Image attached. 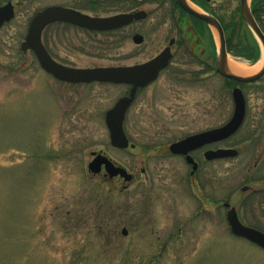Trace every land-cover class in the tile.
Returning a JSON list of instances; mask_svg holds the SVG:
<instances>
[{
  "label": "rangeland",
  "instance_id": "rangeland-1",
  "mask_svg": "<svg viewBox=\"0 0 264 264\" xmlns=\"http://www.w3.org/2000/svg\"><path fill=\"white\" fill-rule=\"evenodd\" d=\"M222 1L214 10L225 26L234 19L239 23L240 0ZM37 5L28 4L26 10L32 15L34 7H45ZM147 8L153 13L133 29L89 36L84 55L83 46L76 47L80 54L72 55V66L132 65L156 54L151 43L135 48L125 36L134 30L148 35L154 45L157 37L163 41L176 34L181 15L172 1ZM115 11L105 5L101 12ZM28 25L29 20L13 21L0 31V264H264L262 249L232 235L222 204L235 206L244 224L264 228V79L242 85L246 122L221 145L240 154L217 161L216 186L210 188L206 181L205 191L217 201L211 215L209 204L205 211L188 196L189 188L171 170L182 168V161L165 160L166 149L226 123L233 114L236 84L227 85L219 75H201L183 94L162 76L153 91L159 94L150 100L140 97L127 113L125 130L136 148L117 149L105 114L127 96L128 87L55 80L32 54L21 51ZM181 25L189 29L193 24L183 19ZM194 30L188 40L197 46L194 58L182 50L175 62L191 63L183 67L198 71L201 62L214 63L220 38L213 27ZM242 30L246 27L240 34ZM132 52L137 55L130 59ZM262 53L255 63L231 53L228 61L249 68L260 62L254 74L264 65ZM95 152H103L139 181L123 190L126 184L120 179L93 175L88 165ZM142 169L145 175H140ZM246 185L251 190L244 193ZM252 190L258 192L252 195Z\"/></svg>",
  "mask_w": 264,
  "mask_h": 264
},
{
  "label": "water",
  "instance_id": "water-1",
  "mask_svg": "<svg viewBox=\"0 0 264 264\" xmlns=\"http://www.w3.org/2000/svg\"><path fill=\"white\" fill-rule=\"evenodd\" d=\"M177 2L190 15L217 30L220 38L217 71L222 76L238 83H253L264 77V65L257 73L247 76L237 75L231 72L228 65L229 54L226 48L225 34L219 20L208 13L195 10L189 4L188 0H177ZM240 11L244 22L260 42L264 51V32L253 16L249 0H241ZM13 16L14 13L11 11L10 6L0 8V28L5 22H9ZM146 17V12L138 11L130 14L94 18L72 9L52 6L37 13L33 17L29 25L26 39L21 46L23 51L32 50L44 71L60 81L70 84H91L98 82L132 85L130 94L120 98L105 115V123L110 133L111 144L118 149L135 148L134 144H130V140L124 128L127 112L135 100L137 89L154 82L158 78L160 71L168 66L172 57L170 47L154 59L139 65L72 68L59 64L52 59L42 43V32L46 26L58 21L68 22L92 31H113L129 25L134 20L144 19ZM134 41L136 44H141L142 36L136 35ZM232 97L234 101V112L231 119L225 125L176 142L171 145V151L175 154H187L190 150L212 142H220L235 135L242 127L245 120L246 100L243 91L239 87L233 89ZM237 155L238 151L235 149H218L217 151H209L206 153L207 159L210 160L234 158ZM93 156L94 159L88 165L90 173L98 175L102 172L104 167L106 177L110 179L121 177L128 183L132 181L133 176L124 167L118 166L102 152L93 153ZM189 160H191L190 157ZM246 190L247 187L242 188V191ZM225 207L228 208L227 221L231 232L235 236L245 238L264 249V232L244 225L239 219L237 209L231 206L230 203H225ZM123 234L127 235L128 231L123 229Z\"/></svg>",
  "mask_w": 264,
  "mask_h": 264
},
{
  "label": "flooded vegetation",
  "instance_id": "flooded-vegetation-1",
  "mask_svg": "<svg viewBox=\"0 0 264 264\" xmlns=\"http://www.w3.org/2000/svg\"><path fill=\"white\" fill-rule=\"evenodd\" d=\"M57 1L58 0H0V8L4 7V6H10L11 11L14 13L12 20L10 22L5 23L2 26V28L0 29V31L4 27H6L10 23H12L13 21L29 20V23H30L32 18L37 13H39V12L49 8V7H52V6H61L64 8L72 9V10L78 11L82 14L94 17V18L107 17V16H112V15L130 14V13H135L138 11H144L147 13V17L145 19L134 20L132 23H130L129 25H127L123 28H120V29H117L114 31H108V32L91 31V30H88L86 28H83V27H80V26H77V25H74V24H71L68 22H63V21H58V22H54L52 24H49L42 32V43H43L44 47L46 48L47 52L49 53V55L52 57L53 60H55L59 64H62L64 66H68V67H72V68H85V67L72 66V63H70V62L72 60L71 59L72 55H79L80 53H82V55H84L85 46H87V40L89 39V36L119 33L121 31H123L124 29H128L131 27L133 29V27L136 24L145 21L153 13L154 10H149L147 8L148 6L165 5V4H169L170 1H172L176 10L178 11V14L181 15V17L176 20V26H175V28H176L175 33L176 34L175 35L173 34L170 37L163 39V41L157 37L156 41L154 40V45L149 40L148 35H145L143 33H139V32L134 31V30L131 33H129L128 36H125V39H126V40L124 39L125 42L128 43V41H130L131 43H133V46L135 48L142 47L143 45H145V43H147V44L151 43L152 44L151 47H156V49H158L156 54H154L153 56L148 58L146 61L134 63L131 66L143 64V63H146V62L154 59L155 57L160 55L164 50H166L168 47H170V52L172 54V57H171V60L168 64V66L160 71L158 78L154 82H152L151 84L137 89L135 100H134L133 104L131 105V107L134 105V103H136V101H138V99L140 97L145 96L147 99L150 100V99L154 98V96H157L159 94L158 91L157 92H153V91L156 90V88H155L156 85H158L161 77L164 75L165 76L167 75V79L170 82L174 83L173 86L177 87L180 91L183 92V94L185 92L190 91L191 89H193L195 87V85L200 81L201 75H205V77L206 76L219 75L221 78H223L226 81L227 85L231 86L232 84H236L235 86H233L232 91L235 87H239L242 90V85H245V84H239V83L235 82L234 80L228 79V78L222 76L217 71V55L215 56L216 58L214 59L213 64L205 62V61L201 62L200 65L204 69L202 67H200V69H198V71L188 70L187 68L183 67V66L188 67V65L190 67V66H192L191 63H188V64L183 63L182 64V63L175 62V59L178 57V53L182 50H184L186 52V54H189L194 58V56L197 52V48H196L197 46L195 47L194 45L193 46L189 45L188 40L195 35L194 29L197 26L201 25L200 23H198L199 20L197 18L190 15L188 12H186L178 4L177 0H59L60 2H57ZM190 2L194 6L200 8V9H203L205 12L213 14L218 19L219 18L223 19L221 16L217 15L215 10H214L215 7L217 6V4H223L222 0L221 1L220 0H190ZM32 3L33 4L37 3L38 4L37 6H40L44 3L45 7H41L36 11H35V7H34V13H32V15H31L30 14L31 12L26 10V6L28 4H32ZM105 5H113L116 8L115 13L105 14V13L101 12L104 9ZM183 19L190 21V23L193 24V25H191L192 27L189 29H184L181 25ZM28 27H29V25H28ZM27 31H28V29H27ZM188 34H191L189 38L187 37ZM136 35L142 36V43L141 44L135 43L134 37ZM81 37H83V38L81 39ZM23 41H24V39H23ZM80 45L83 46V49H81L82 51H80V53H79V49H76V47L79 48ZM23 53L25 55L32 54L34 59L36 60L37 64L41 67L38 58L36 57L35 53L32 50H28V51L23 52ZM136 55L137 54L135 52V53L131 54L129 57H130V59H132V58L136 57ZM118 66H126V65H118ZM94 67H96V66H94ZM263 79L264 78L258 80L257 82H260ZM257 82H253V83H257ZM246 84H252V83H246ZM122 85H125L128 87V92L126 93L128 96L131 92L132 85H127V84H122ZM149 89L152 90V93L150 94V96H149V92L151 90H149ZM232 91H231V95H232ZM244 96H245V94H244ZM232 100H233V97H232ZM245 100H246V96H245ZM233 104H234V101H233ZM130 108H129V110H130ZM247 111H248V109H247V100H246V115H245V120H244L243 126H244L246 119H247ZM231 117H230V119H231ZM226 123H224L223 125H225ZM223 125H221V126H223ZM221 126H214V127L209 128V129H206L204 131H199L197 133L190 134V135H188V136H186V137H184L178 141L170 143L168 145V148L166 149L168 157L165 158V160L177 159L178 161L179 160L182 161L181 162L182 168L171 169V170L173 172H176L177 175H179L178 177L181 178V182L184 184V186L189 188L188 190L190 192H188L189 193L188 196L191 198H195L196 202L200 205L201 209H203L205 211L207 210L206 205L209 204L208 207L210 209L211 215L216 214L217 201L213 198V196L209 192L205 191L206 188L208 187L206 184V181L208 182V180H209L208 185L210 188L216 186L217 176L215 173L216 172L215 164L219 160L218 159H213V160L207 159L206 153L209 151H217L218 149H232V147H224L221 145L223 143H226L227 141H229L237 133L234 136H232L226 140H223L220 142H212V143L206 144L202 147L190 150L187 154H175L171 151L170 147L172 144L179 142V141H181L187 137H190V136H193V135L205 132V131L214 130V129H217ZM243 126L241 127V129L243 128ZM238 154H240L239 150H238ZM189 157L191 158V160H189ZM222 160H225V159H222ZM212 165H214V166H212ZM207 169H209V175L206 173ZM145 173H146L145 169H142L140 175H145ZM132 176H133V179L130 182V185H133L135 182L139 181V177L136 174H132ZM118 179H120L123 182L122 178H118ZM253 181H256V179H254ZM244 187H247V190L243 191L244 193L251 190L250 187L247 185ZM127 188H128V186L124 185L123 190H127ZM252 192H253L252 195H255L256 192H258V191L252 190ZM186 196H187V193L185 194L184 197H186ZM225 203H227V202L222 203L223 206ZM201 213H202L201 211L197 212L196 215H201ZM193 218L195 219L194 215L191 217V220H193ZM254 227L261 229V230H264V228H261L259 226H254Z\"/></svg>",
  "mask_w": 264,
  "mask_h": 264
},
{
  "label": "trees",
  "instance_id": "trees-1",
  "mask_svg": "<svg viewBox=\"0 0 264 264\" xmlns=\"http://www.w3.org/2000/svg\"><path fill=\"white\" fill-rule=\"evenodd\" d=\"M252 13L257 20L260 28L264 32V0H252L251 3ZM223 28L225 30V36L227 41V50L236 58H243L250 61L251 63L257 62L261 57V48L254 37L253 33L244 23L243 19L240 16V22L232 20L233 23L228 27L226 22L219 18ZM202 26L205 24L201 21H198ZM246 27V30H242L240 34L239 31ZM231 28V31L229 30ZM229 32V34H227Z\"/></svg>",
  "mask_w": 264,
  "mask_h": 264
},
{
  "label": "bare ground",
  "instance_id": "bare-ground-1",
  "mask_svg": "<svg viewBox=\"0 0 264 264\" xmlns=\"http://www.w3.org/2000/svg\"><path fill=\"white\" fill-rule=\"evenodd\" d=\"M250 1V0H249ZM189 4L198 10L197 7H195L191 2H189ZM262 61V60H261ZM260 62L257 63L256 65H254L252 68L246 67L243 64H240L238 62H229V69L231 70V72L237 74V75H242V76H247V75H251L253 73V71L259 69L260 67Z\"/></svg>",
  "mask_w": 264,
  "mask_h": 264
}]
</instances>
